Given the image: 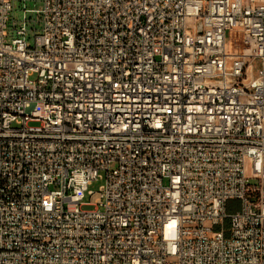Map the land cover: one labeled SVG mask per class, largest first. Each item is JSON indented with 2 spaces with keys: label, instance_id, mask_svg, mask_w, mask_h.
Masks as SVG:
<instances>
[{
  "label": "built area",
  "instance_id": "obj_1",
  "mask_svg": "<svg viewBox=\"0 0 264 264\" xmlns=\"http://www.w3.org/2000/svg\"><path fill=\"white\" fill-rule=\"evenodd\" d=\"M27 2L0 0V264H264V0Z\"/></svg>",
  "mask_w": 264,
  "mask_h": 264
},
{
  "label": "rangeland",
  "instance_id": "obj_2",
  "mask_svg": "<svg viewBox=\"0 0 264 264\" xmlns=\"http://www.w3.org/2000/svg\"><path fill=\"white\" fill-rule=\"evenodd\" d=\"M27 8L29 10H33V9H40L41 5L39 0H27ZM16 12L14 13V18L18 21L22 20L23 17V4L21 5L19 2L16 3ZM241 30H234L233 33H240ZM229 33H228V37H229ZM35 126V125H32ZM104 185L103 181H97V182H93V184L90 186V191H92L93 193H95L93 196L86 197V201L91 203L92 205H94L97 201V199L99 198V190L100 188ZM94 206H87V207H83L84 210H94ZM241 208L240 202L236 201V200H232L228 203L227 205V213H234L239 211Z\"/></svg>",
  "mask_w": 264,
  "mask_h": 264
}]
</instances>
